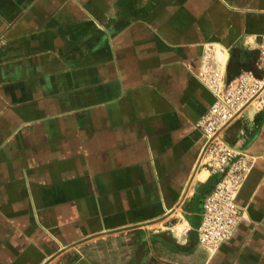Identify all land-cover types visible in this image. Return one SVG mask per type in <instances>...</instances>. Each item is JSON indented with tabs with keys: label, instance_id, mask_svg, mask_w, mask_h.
<instances>
[{
	"label": "crops",
	"instance_id": "1",
	"mask_svg": "<svg viewBox=\"0 0 264 264\" xmlns=\"http://www.w3.org/2000/svg\"><path fill=\"white\" fill-rule=\"evenodd\" d=\"M264 77V0H0V264H264V101L219 136L243 214L199 243L197 126Z\"/></svg>",
	"mask_w": 264,
	"mask_h": 264
},
{
	"label": "built area",
	"instance_id": "2",
	"mask_svg": "<svg viewBox=\"0 0 264 264\" xmlns=\"http://www.w3.org/2000/svg\"><path fill=\"white\" fill-rule=\"evenodd\" d=\"M214 101L200 118L203 145L200 162L211 175L218 177L212 189L204 194L201 220L197 228L200 244L216 250L229 240L242 219L236 204L237 193L251 168V160L219 136L222 129L251 103L264 101V77L250 74L231 79L222 88L213 89Z\"/></svg>",
	"mask_w": 264,
	"mask_h": 264
}]
</instances>
